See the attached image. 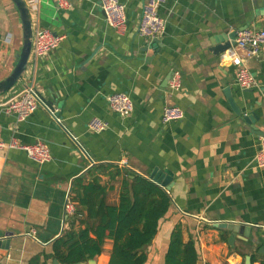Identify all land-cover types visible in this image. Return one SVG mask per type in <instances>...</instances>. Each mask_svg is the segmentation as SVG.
Wrapping results in <instances>:
<instances>
[{
    "label": "crops",
    "instance_id": "0c3cea01",
    "mask_svg": "<svg viewBox=\"0 0 264 264\" xmlns=\"http://www.w3.org/2000/svg\"><path fill=\"white\" fill-rule=\"evenodd\" d=\"M70 1L69 10H59L57 0H38L30 8L34 30L49 28L65 39L47 57L30 58L22 81L0 95V140L40 141L53 156L39 167L22 151L0 152V264H29L50 252L68 228L74 181L96 165L123 160L129 166L122 169L146 179L155 171L172 174L166 191L172 207L146 249V264H165L177 225L185 242H197L202 264H247L248 257L249 264H263L264 168L255 158L264 131V48L246 60L256 84L244 90L236 84V68L221 65L214 50L216 38L264 29V0H168L160 8L166 30L152 41L138 34L147 0H121L129 19L123 34L108 26L100 0ZM22 47L19 12L11 0H0V82L13 72ZM175 71L181 72L182 87L171 92ZM26 88L53 105L90 158L45 107L25 122L6 113L1 105ZM115 93L131 97L129 117L110 111L107 97ZM230 97L243 114L259 119L244 122ZM165 106L181 107L184 119L163 124ZM95 117L109 128L92 133L88 123ZM109 186L114 189L107 202L117 205L121 182ZM217 222L252 226L251 236L231 245L232 233L216 228ZM112 248L107 240L95 264H109Z\"/></svg>",
    "mask_w": 264,
    "mask_h": 264
},
{
    "label": "trees",
    "instance_id": "16d2710c",
    "mask_svg": "<svg viewBox=\"0 0 264 264\" xmlns=\"http://www.w3.org/2000/svg\"><path fill=\"white\" fill-rule=\"evenodd\" d=\"M103 176H109V183L121 182L117 205L107 202L114 187L104 183ZM70 201L75 212L68 215V228L53 241L50 252L36 255L29 264H53L54 260L88 264L103 254L107 240L113 244L109 264H146V249L172 207L166 190L113 164L96 165L76 179ZM197 245L192 239L185 242L177 225L170 236L165 264H198Z\"/></svg>",
    "mask_w": 264,
    "mask_h": 264
},
{
    "label": "built area",
    "instance_id": "2783aa9c",
    "mask_svg": "<svg viewBox=\"0 0 264 264\" xmlns=\"http://www.w3.org/2000/svg\"><path fill=\"white\" fill-rule=\"evenodd\" d=\"M28 7L36 6L38 0H25ZM101 9L104 12L106 23L117 33L123 34L128 27L127 6L121 0H100ZM168 0H147L144 4L138 23V34L141 38L152 41L161 37L166 30V20L160 15V8ZM59 10H69L72 7L70 0H57ZM65 37L57 34L52 29L41 28L34 30L33 48L31 58L42 59L54 52ZM10 42V36L6 39ZM264 48V29H246L239 32L235 45L226 50L220 56L223 66H234L237 70L236 84L240 89L252 88L256 82L254 76L245 67L246 60L258 57ZM182 87V75L175 71L169 82V90L177 92ZM108 107L111 112L121 116L129 117L134 111V103L126 93H115L107 97ZM46 107L40 94L32 89L26 88L20 94L15 95L8 102L1 105L6 113L13 114L18 122L27 121L40 107ZM184 110L179 106H165L162 111V123L170 124L183 120ZM60 121V120H59ZM109 128L108 123L100 118H92L88 123V129L92 133L100 134ZM259 149L255 158L257 167L264 168V131L260 136ZM5 150H19L24 152L29 160L36 166H43L52 161L51 151L43 142L32 145L21 144L12 138L8 143L0 140V152ZM122 167H128V161L120 162ZM68 215L75 212L73 204L67 203Z\"/></svg>",
    "mask_w": 264,
    "mask_h": 264
},
{
    "label": "water",
    "instance_id": "95a60500",
    "mask_svg": "<svg viewBox=\"0 0 264 264\" xmlns=\"http://www.w3.org/2000/svg\"><path fill=\"white\" fill-rule=\"evenodd\" d=\"M11 1L15 5L20 15V19H21V23L23 27V47L21 49V52L18 55L17 63H16V66L13 72L10 74V76H8L6 79L0 82V95L9 92L18 83L22 81V76L27 69V66H28V63H29V60L32 54V48H33L34 26H33V18H32L31 9L28 7L25 0H11ZM237 35L238 33L234 32L233 34H230L229 36H227L225 41L220 38H216L217 44H216L214 53L221 55L226 50L234 46ZM226 92L228 95H230V90H227ZM41 98L46 104L45 108L51 114L56 124H58L59 127L63 128L76 142L75 138L70 134L67 128L59 121V114L58 112H55L53 105L48 104L43 99L42 96ZM230 103L232 107L234 108L236 114L241 117L243 113L241 112V110L238 109V107L236 106L232 98L230 99ZM241 119L247 124H252L256 122V120L259 119V117H257L255 114H250V115L243 114ZM262 134L263 133H261V135ZM76 143L81 147L85 155L88 158H90L88 153L82 148V146L78 142ZM93 165H94V162H93ZM148 180L160 186L161 188L165 189L166 191L171 190L172 174L169 171H164L161 173L155 171L153 174L149 176ZM214 226L219 229L229 230L232 233L229 239V242L231 245H233V242L237 238H240V237L244 241H248L251 236L252 229H253L252 226L245 225V224H239V223H232V222H217V223H214ZM259 254L261 256H264V246L260 248ZM246 263L247 264L250 263V257L247 258ZM53 264H61V263L58 260H54ZM88 264H95V261L91 260L88 262ZM198 264H202V262H199Z\"/></svg>",
    "mask_w": 264,
    "mask_h": 264
}]
</instances>
